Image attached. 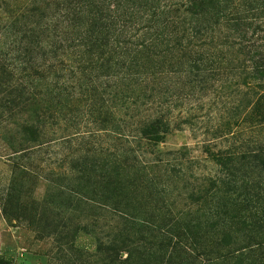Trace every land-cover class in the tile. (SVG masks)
Segmentation results:
<instances>
[{"label": "rangeland", "instance_id": "1", "mask_svg": "<svg viewBox=\"0 0 264 264\" xmlns=\"http://www.w3.org/2000/svg\"><path fill=\"white\" fill-rule=\"evenodd\" d=\"M217 1L220 5L224 2ZM227 1L235 6V1ZM14 2V9L24 14L16 24L17 30L36 23L40 29L45 28L60 8L56 0ZM209 6L211 2L204 3L202 8L207 11ZM5 17L0 11V46L9 44L4 31ZM144 26L151 27L142 22L140 27ZM245 30L248 39L264 53V7L249 14ZM48 31L49 34L39 31L42 33L36 38L27 37L30 44L26 52L17 55L15 50L3 62L7 66L10 58L19 61L32 56L38 58L37 67L33 68L34 62L32 66H24L26 75L38 79L34 91L45 100L48 89L58 92L67 81L65 88L72 95L70 105L60 114L39 111L41 122L32 130L30 141L21 127L26 120L34 118L35 106L9 105L12 98L6 81L11 75L0 73V80L5 83L0 86L3 100L0 103V264H129L125 262L128 253L133 256L130 264H236L237 253L228 257L226 249L218 253L219 238L214 231L206 232L207 246L200 239L195 243L181 238L177 244L171 238L176 232L175 225L181 227V232L184 224L196 223L208 210L203 198L198 201L197 197L199 189L208 193L214 189L219 166L211 156L251 152L253 149L229 148L264 134L263 129L244 122V111L239 114L237 110L248 92L241 80L238 79V86L237 77L229 80L231 85L211 80L200 89L196 82L188 85L178 75L157 77L149 90L166 95L157 97L156 105L149 106L146 99H140L134 110H117L115 118L128 136L114 140L103 131L109 127L108 113L112 109L108 98L101 94V80L95 78L108 75L96 68V53L88 55L91 50L77 45L68 49L69 58H66L61 55L58 33ZM153 33L150 31L151 37ZM38 42L49 43L52 49L42 54L39 47L35 48ZM67 44L64 45L70 46ZM150 52L153 53L150 50L144 54L149 61L147 67L156 69L158 61ZM117 54L116 51L110 55ZM89 58L93 59L92 63ZM68 59L82 60L86 69L83 75L86 79L92 77V92L76 94L71 84L73 61ZM174 61L176 65L179 62ZM19 82L22 81L13 83ZM166 88H170L169 93ZM159 112H165L163 115L169 121L162 143L150 145L134 138L139 123ZM237 119L243 126L235 125ZM229 133L234 136H226ZM236 134L240 136L234 143L232 138ZM108 150L123 155L115 169L109 163ZM206 196L209 204L210 195ZM238 243L232 248L239 251L247 241ZM167 245L169 258L151 257Z\"/></svg>", "mask_w": 264, "mask_h": 264}, {"label": "trees", "instance_id": "2", "mask_svg": "<svg viewBox=\"0 0 264 264\" xmlns=\"http://www.w3.org/2000/svg\"><path fill=\"white\" fill-rule=\"evenodd\" d=\"M0 1V11L6 16L4 31L9 39L8 45L0 46V73L11 75L10 80L6 81L12 98L8 101L9 105L35 106L32 113L34 118L26 120L21 127L28 141L31 140L32 130L41 122L38 114L41 109L60 114L70 105L69 99H73L65 88L67 81L63 82L64 87H60L58 92L48 89V99L45 100L41 98V93L34 91L38 79L26 75L27 69L24 66H32L34 62L33 68L37 67L40 59L33 56L27 61L10 58V64L6 66L3 63L15 50L17 55L20 51L26 52L30 44L26 41L27 37L36 38V35L42 33L39 32L41 30L48 34V30L58 33L61 55L66 58H69L68 49L77 45L91 50L88 55L96 53V68L108 75L95 78L101 80V94L108 98L112 109L108 113L109 127L103 131L114 140L126 139L128 136L124 134L125 127L121 129L115 118V112L119 109L134 110L140 99H146L145 104L149 106L156 105V98L166 94L149 90L152 88L150 84L156 82L157 77L165 79L169 74L184 78L188 85L196 82L198 88L211 80L231 85L229 80H236L237 77L235 84L238 86L241 80L242 86L248 91L244 93L245 102L238 105L237 110L239 114L244 111V122L264 131V53L248 39L245 30L249 14L264 7V0H232L236 2L235 6L228 5L227 0L221 2L222 5L217 0H56L60 3L59 11L54 19L47 21L45 28L40 29L36 23L30 24L25 30L16 29V24L24 18V14L20 9H14V0ZM207 2H211L212 6L206 11L202 6ZM142 22L151 27H140ZM150 31L154 32L152 37ZM67 42L70 46L64 45ZM38 47L42 54L52 49L49 43L38 42L35 48ZM76 50L73 51L75 54L78 53ZM150 50L153 51L150 52L152 58L158 61L156 69L147 67L149 61L144 58V54ZM116 51L117 56L112 57ZM165 59L169 61L165 62ZM92 60L89 58L90 63ZM174 60L179 61L177 65ZM99 61L104 62L101 64ZM72 64L71 84L75 86L76 94L80 96L82 91L92 92V77L85 78L86 69L82 66V60L73 61ZM174 67L177 69L174 70ZM18 80L22 82L14 84ZM2 84L5 83L0 80V86ZM147 90L150 94L146 96ZM169 90L166 88L168 93ZM2 101L0 99V103ZM44 101L45 107H42ZM163 113L159 112L139 123L134 138L150 145L162 143L169 125ZM235 125L243 126V122L237 119ZM228 135L234 136L232 133ZM239 136L236 134L232 138L234 143ZM243 142L239 147L229 149L253 150L248 153L228 152L211 156L219 166L212 185L214 189L209 193L199 189L197 197L198 201L203 198L208 210L200 215L201 219L195 220L196 223L184 224L181 232V227L175 225L173 230L176 232L171 240L179 244L181 238L191 239L195 243L200 239L206 245V232L209 229L218 234V253H222L223 249H226V257L237 253L238 256L234 257L236 264H244L245 261L246 264H264V134L244 139ZM108 160L115 169L123 160V155L108 150ZM207 194L210 195L209 204ZM3 214H7L5 209ZM124 220L128 223L127 219ZM240 240L247 241L245 248L239 251L233 249L232 246L239 244ZM168 248V245L165 246L162 252L156 251L151 257L169 258L171 252L168 253ZM244 250L247 253H243ZM132 257L128 253L125 262L132 263Z\"/></svg>", "mask_w": 264, "mask_h": 264}]
</instances>
